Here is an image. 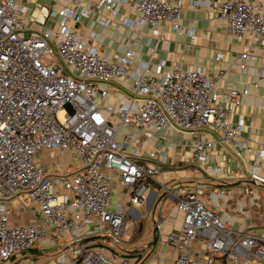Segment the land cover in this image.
Instances as JSON below:
<instances>
[{"label":"built area","instance_id":"1","mask_svg":"<svg viewBox=\"0 0 264 264\" xmlns=\"http://www.w3.org/2000/svg\"><path fill=\"white\" fill-rule=\"evenodd\" d=\"M51 1L0 0V201L23 197L41 213L39 220L12 224L9 210L0 212V264H31L34 244L51 231L72 243L55 264L133 262L119 248L127 221L145 217L148 209L141 212L139 206L150 196L149 184L185 135L191 144L181 160L195 163L205 177L216 179L224 171L211 154L216 143L244 146L253 155L246 177L264 186V147L240 142L238 126L231 123L240 93L220 87L223 69L209 76L200 67L165 69L160 59L153 72V55L135 66L131 49L110 58L93 43L95 33L89 40L78 31L91 16L85 0ZM121 8L137 13L141 25L170 21L180 30L182 0L94 4L113 15ZM216 9L237 40L248 37L264 47V0H221ZM248 59L247 51L241 53L240 70ZM161 136L165 142L158 151L145 148ZM52 151L76 162L73 171L50 173L39 164V155ZM206 188L164 187L178 197L182 213L180 232L167 237L175 248L171 264H264V236L243 224L227 227L220 208L203 200ZM220 193L224 201L231 198ZM195 239L204 241L203 255Z\"/></svg>","mask_w":264,"mask_h":264},{"label":"crops","instance_id":"2","mask_svg":"<svg viewBox=\"0 0 264 264\" xmlns=\"http://www.w3.org/2000/svg\"><path fill=\"white\" fill-rule=\"evenodd\" d=\"M38 1L44 4L52 2ZM95 1L85 0L92 10L91 16L79 25L78 31L89 40L91 32L95 33L97 37L93 43L102 53L112 58L131 49L134 52L135 66L141 65L142 61L152 54L153 72L154 64L160 59L165 61V69L175 64L182 68L200 67L209 76L223 69L224 75L220 79V87L235 89L240 93V103L232 106L231 114L232 125L238 126L240 142L247 146L264 147V47L251 38L237 40L233 36L219 18L216 8L221 0H182L183 13L179 31L172 29L170 21L160 22L156 28L141 25L139 15L124 8L115 15L111 11L95 10ZM100 18L108 19V25L99 24ZM190 30L194 33L193 37L188 35ZM245 51L252 59L250 61L248 59L242 71L238 64L241 53ZM216 53L222 55L220 62L214 60ZM154 74L159 75V72L156 71ZM244 90H248V93L242 94ZM148 141L145 148L156 151L165 142L162 136ZM190 144V137L185 135L182 146L176 147L170 153L166 167L151 180L150 196L139 206L141 212L148 209L145 217L138 218L136 223L132 221L133 228L128 232V241L123 240V245L131 247L130 250L124 248L121 252L124 256H131L130 259L134 258L133 262L129 260L130 264L172 263L175 248L167 237L180 232L182 213L177 208L178 197L170 194L164 187L172 189L174 184L191 187L196 183H205L207 185L205 191L209 193H213V189L217 187L220 189L229 187L231 198L221 205H224V209H228L229 204H232L230 209L233 213L241 211L246 202L248 205H253L258 198L257 196L254 198L255 192L251 189V185L257 184L246 177L253 167V155L246 153L244 146L235 150L229 145L216 143L211 154L214 162L223 165L224 171L219 178L209 179L202 174L195 163L181 160L182 153H189ZM38 162L46 165L50 173L60 171L70 173L76 166V162H70L68 155H61L57 151L39 155ZM249 190L252 191V195L250 193L245 195L247 193L245 191ZM242 195H245L243 197L246 200H242ZM205 202L211 209H221L213 199ZM4 209L9 210V221L12 224H24L41 219L38 206L29 203L23 197L8 202L0 201V212ZM218 212L220 214V210ZM234 218L224 214L221 219L227 227L239 229L240 226L238 227ZM153 221L157 223L159 229V238L154 248L149 246L153 236ZM83 230L85 232L90 230V225L85 226ZM71 245L68 235L61 236L51 231L50 236L34 244L30 253L43 257L42 264H55L57 260L55 258H58L63 251H68ZM193 245L198 254L205 253L203 240L195 239ZM11 264L18 263L13 261Z\"/></svg>","mask_w":264,"mask_h":264},{"label":"rangeland","instance_id":"3","mask_svg":"<svg viewBox=\"0 0 264 264\" xmlns=\"http://www.w3.org/2000/svg\"><path fill=\"white\" fill-rule=\"evenodd\" d=\"M58 64L60 66H62L61 62H58ZM102 87L104 85H101ZM141 139H143V136H141ZM231 188H223L222 190L224 192H228V190H230ZM251 189L254 190L255 194H254V198H256V196L258 198H256L255 203L252 204H247L243 206L241 208V211H236L235 213L232 212V210L230 209L232 207V204L228 206V209H224V205L222 206V203H226L223 199L222 194L220 193V188H215L213 189V193H209V191H205L204 195L202 196L203 200L205 201H209V199H213L215 202L218 203V207H221L220 209V217L223 218L224 214H229L231 217H235L234 220L237 221V225L238 227L243 224V226H247V231L248 232H252L255 234H260L262 236H264V186L262 185H251ZM248 190V189H246ZM247 192L245 195L249 194V191H245ZM245 195H242V200H246L244 199ZM252 195V194H251ZM173 204V203H172ZM220 205V206H219ZM234 214V215H233ZM244 219V220H243ZM132 218L130 220L127 221V229L124 233V235L122 236V243L120 245V251L122 252V250L125 248V250H130L131 247L129 246H125L123 245V240H127L129 238V234L128 232L133 228V223H132ZM223 221V220H222ZM29 256L32 258V263L31 264H42L44 262V258L41 257L40 255H36L34 253H30ZM57 259V257L55 258V260ZM47 260V259H46ZM18 264H29L27 262V259H20L17 260Z\"/></svg>","mask_w":264,"mask_h":264},{"label":"water","instance_id":"4","mask_svg":"<svg viewBox=\"0 0 264 264\" xmlns=\"http://www.w3.org/2000/svg\"><path fill=\"white\" fill-rule=\"evenodd\" d=\"M150 203H151V201H150ZM140 228H141V224H140ZM152 233H153L152 241H151L149 246L154 248L155 245L157 244V241L159 238V229H158L157 223L155 221H153V232Z\"/></svg>","mask_w":264,"mask_h":264}]
</instances>
